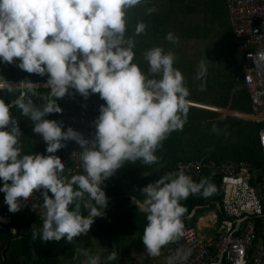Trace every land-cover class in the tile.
<instances>
[{"label":"clouds","instance_id":"1","mask_svg":"<svg viewBox=\"0 0 264 264\" xmlns=\"http://www.w3.org/2000/svg\"><path fill=\"white\" fill-rule=\"evenodd\" d=\"M140 3L0 0V62L18 60L21 70L47 75V95L38 93L37 84L29 79L12 84L0 75V93H18L10 103L0 99V192L13 213L33 193H39L42 226L32 231L33 241L65 239L72 243L75 237L90 231L108 205L103 182L125 162L157 163L156 152L162 142L187 122L190 92L182 72L174 67V54L160 46L148 49L144 54L147 72L133 63L135 41L127 34L126 17L127 10ZM145 27L138 22L135 34L144 32ZM166 39L176 40L171 32ZM249 56L257 68H264V51ZM206 73L207 66L201 61L196 79ZM70 89L85 98L98 93L105 101L94 121L92 139L71 127L64 130L60 122L46 118L63 111L57 99ZM33 97H39L42 105L38 106ZM13 107L33 122V132L46 143L48 155L22 154L19 137L23 133L11 114ZM68 140L76 141L82 149L74 155L79 156L83 174L65 182L59 176L65 163L55 153ZM214 191L210 180L195 182L182 170L167 172L144 186L143 199L135 203L147 221L141 238L146 253L159 256L162 247L183 237L182 217L187 209L181 201L195 194L207 198ZM77 251L86 257L84 264H102L99 255H91L86 249ZM188 254L178 249L168 257L167 264H181ZM116 258L113 248L104 264Z\"/></svg>","mask_w":264,"mask_h":264},{"label":"trees","instance_id":"2","mask_svg":"<svg viewBox=\"0 0 264 264\" xmlns=\"http://www.w3.org/2000/svg\"><path fill=\"white\" fill-rule=\"evenodd\" d=\"M126 18L127 34L132 35L135 41L133 63L143 71H148L145 52L160 46L165 52L174 54V67L185 78V86L190 92L187 99L190 102L252 113L250 96L240 76L241 60L234 44L226 0H141L140 4L127 10ZM138 22H143L146 27L144 32L136 35L135 26ZM169 32L176 38L174 43L166 39ZM201 61L207 66V73L202 79H196ZM17 63L18 60L13 63L0 62V75L11 83H19L22 79L34 83L47 81V75L28 73L17 67ZM37 91L41 95L48 92L42 88ZM17 95L5 91L0 93V99L10 103ZM65 96L64 102L59 103L57 99L61 108L76 109L89 103H105L98 93L85 98L75 89H70ZM33 99L38 106L42 105L43 101L39 97ZM11 114L18 121L24 137H38V134L25 128L27 121L31 120L21 115L18 108L13 107ZM58 118L63 126L64 119ZM261 128L262 124L255 121L235 116L223 117L219 112L190 106L183 129L171 132L157 150V163L145 165L141 161L125 162L109 177L115 185L103 188L108 197L105 215L95 219L90 231L75 237L72 243L65 239L43 242L38 238L33 241L32 231L39 230L42 220L25 211L14 217L5 230L0 231V264H59L60 259L84 257L78 249H86L89 254H93L94 241L103 238L108 255L113 248L117 254L127 249L125 243L135 238V246L145 249L141 239L147 223L145 214L137 210V205H131L133 196L143 199V195L134 188L141 190L165 173L174 172L178 161H245L263 170L264 157L259 142ZM26 140L30 143L28 138ZM24 142L19 143L21 145ZM37 144L38 141L34 140L33 146ZM208 180L215 186L211 196L205 198L195 194L181 201L187 209L182 217L185 226H196L199 219L206 215L217 214L221 217L217 203H221L223 198L222 178L210 176ZM4 195L0 192V200ZM194 210L195 215L190 217ZM84 214L87 215L86 212ZM12 228L16 233L11 231ZM168 245L163 248L166 250Z\"/></svg>","mask_w":264,"mask_h":264},{"label":"built area","instance_id":"3","mask_svg":"<svg viewBox=\"0 0 264 264\" xmlns=\"http://www.w3.org/2000/svg\"><path fill=\"white\" fill-rule=\"evenodd\" d=\"M226 2L234 44L241 60L240 76L251 100V115L262 124L259 142L264 157V68H257L249 56V53L264 51V0ZM62 109L57 115L64 119V130L71 127L87 139L94 137V121L99 116L97 105L89 103L76 109ZM64 144L55 155L65 163L59 176L67 182L73 175L83 174L79 156L74 155L82 149L74 140L64 141ZM181 170L195 182L210 176L222 178L223 198L217 203L222 215L212 214L203 228L184 225L183 237L171 242L165 250L167 260L181 249L189 252L181 264H264V169H257L245 161L193 159L178 161L174 172ZM114 185L115 182L108 178L101 186ZM23 203L22 208L13 213L8 210L4 198L0 200V231L25 211L40 219L42 198L39 193H33ZM213 227L217 230L214 236L205 237L200 233ZM11 231L16 233L13 228Z\"/></svg>","mask_w":264,"mask_h":264},{"label":"crops","instance_id":"4","mask_svg":"<svg viewBox=\"0 0 264 264\" xmlns=\"http://www.w3.org/2000/svg\"><path fill=\"white\" fill-rule=\"evenodd\" d=\"M36 84H41V87H38V89L42 88V89H46L45 88V84L46 82H42V83H36ZM47 91H49L47 89ZM48 92H45V95H47ZM66 96H64L63 98H58L59 103L64 102L65 101ZM190 106L193 107H197V108H206L207 110L211 109L210 111H214V112H219L222 115L225 114L226 116H235L238 117L240 119H244V120H248V121H255L257 122L252 115H248L245 113H240V112H236V111H232L229 108L228 109H221L215 106H210V105H205V104H201V103H195V102H190ZM222 111H224L222 113ZM57 116V115H56ZM223 116V117H226ZM250 119V120H249ZM259 123V122H257ZM38 146V144H37ZM137 192H141V190H138L136 188H134ZM139 192V193H140ZM134 194V193H133ZM140 195H142L140 193ZM143 198V197H142ZM139 199L138 197L133 196L131 199V205L134 206L136 205L135 200ZM212 218V214L210 215H206L204 217H201L199 219V221L197 222V226L202 227L205 226V224H207L208 220H210ZM206 219V220H205ZM204 231H207V233L209 234L208 237L210 236H214L217 232L216 229L210 228V229H204ZM95 243V251L93 252V254L91 255H99L101 257V262L102 264H104L106 257L108 256L107 252H106V241L105 239H96L94 241ZM137 243V238L135 239H130L129 241H127L125 243V246H127L128 248L125 250H122L120 253L117 254V258L115 260L112 261H108L107 264H156V263H167V258L165 256V248L162 247L161 249V254L159 256L156 257H152L149 256L146 253L145 249H139L135 246V244ZM86 260V257H79V258H70L67 260H63L60 259L59 260V264H84V261Z\"/></svg>","mask_w":264,"mask_h":264},{"label":"rangeland","instance_id":"5","mask_svg":"<svg viewBox=\"0 0 264 264\" xmlns=\"http://www.w3.org/2000/svg\"><path fill=\"white\" fill-rule=\"evenodd\" d=\"M11 83V82H10ZM41 103V101H40ZM100 109V105H97ZM224 111H222L223 113ZM226 114V113H225ZM225 114H223V116H226ZM248 115H251V114H248ZM47 119H54V120H57L58 122H60V119L58 118V116L55 115V113H52V114H49L48 117H46ZM250 120V119H249ZM33 122L31 121H27V125H26V129H28L29 131H33V125H32ZM29 139L30 143H27V140L26 139ZM34 140H37L38 141V146H33V141ZM22 142V141H25L24 143H22L20 145L21 147V151H22V154H34V153H46L45 152V149H46V143L43 141V139L39 136L38 134V137H33V136H26L24 137V135L22 134L20 137H19V142ZM203 236L205 237H208L209 234L207 233V231H201L200 232Z\"/></svg>","mask_w":264,"mask_h":264},{"label":"water","instance_id":"6","mask_svg":"<svg viewBox=\"0 0 264 264\" xmlns=\"http://www.w3.org/2000/svg\"><path fill=\"white\" fill-rule=\"evenodd\" d=\"M12 84H17V83L12 82ZM37 86L38 87H41V84H37ZM204 109H206V108H204ZM209 110H211V109H209ZM195 213H196V210L193 211V213H192V215L190 217H192L193 215H195Z\"/></svg>","mask_w":264,"mask_h":264},{"label":"bare ground","instance_id":"7","mask_svg":"<svg viewBox=\"0 0 264 264\" xmlns=\"http://www.w3.org/2000/svg\"><path fill=\"white\" fill-rule=\"evenodd\" d=\"M206 220V219H205Z\"/></svg>","mask_w":264,"mask_h":264}]
</instances>
